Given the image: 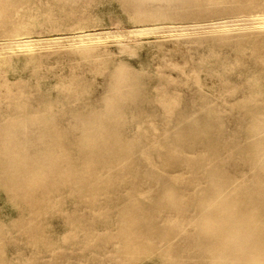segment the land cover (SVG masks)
Masks as SVG:
<instances>
[{
    "label": "rangeland",
    "instance_id": "1",
    "mask_svg": "<svg viewBox=\"0 0 264 264\" xmlns=\"http://www.w3.org/2000/svg\"><path fill=\"white\" fill-rule=\"evenodd\" d=\"M0 264H264V0H0Z\"/></svg>",
    "mask_w": 264,
    "mask_h": 264
}]
</instances>
